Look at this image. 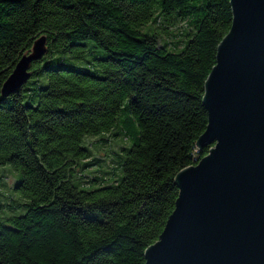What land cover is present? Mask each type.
Masks as SVG:
<instances>
[{"label": "trees", "instance_id": "obj_1", "mask_svg": "<svg viewBox=\"0 0 264 264\" xmlns=\"http://www.w3.org/2000/svg\"><path fill=\"white\" fill-rule=\"evenodd\" d=\"M232 22L230 0H0V170L24 200L0 215V264H145L177 174L212 148L204 87ZM96 138L122 144L103 160Z\"/></svg>", "mask_w": 264, "mask_h": 264}, {"label": "water", "instance_id": "obj_2", "mask_svg": "<svg viewBox=\"0 0 264 264\" xmlns=\"http://www.w3.org/2000/svg\"><path fill=\"white\" fill-rule=\"evenodd\" d=\"M233 22L205 82L212 146L175 178L179 196L145 264H264V0H230ZM34 41L2 87L8 97L48 52Z\"/></svg>", "mask_w": 264, "mask_h": 264}, {"label": "rangeland", "instance_id": "obj_3", "mask_svg": "<svg viewBox=\"0 0 264 264\" xmlns=\"http://www.w3.org/2000/svg\"><path fill=\"white\" fill-rule=\"evenodd\" d=\"M168 40L172 41L171 38ZM101 143L102 142L98 141L97 138L93 139L92 149L94 150L95 156L103 160H109L114 157V152H116L122 144L120 141H114L112 138L103 145H101ZM95 146H98V148ZM104 164L105 163L100 162L87 168L84 173L87 176L97 175L99 173L93 174V172L101 169L100 166ZM15 181L16 175L10 169L5 168L3 171L0 170V215L2 216H4L5 213L18 211L19 205L24 202L21 196L14 191Z\"/></svg>", "mask_w": 264, "mask_h": 264}]
</instances>
